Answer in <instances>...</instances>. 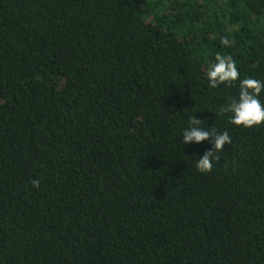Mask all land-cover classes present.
Masks as SVG:
<instances>
[{"label":"trees","instance_id":"trees-1","mask_svg":"<svg viewBox=\"0 0 264 264\" xmlns=\"http://www.w3.org/2000/svg\"><path fill=\"white\" fill-rule=\"evenodd\" d=\"M245 78L264 0H0V264H264V124L220 112ZM192 115L232 138L208 173Z\"/></svg>","mask_w":264,"mask_h":264},{"label":"clouds","instance_id":"clouds-1","mask_svg":"<svg viewBox=\"0 0 264 264\" xmlns=\"http://www.w3.org/2000/svg\"><path fill=\"white\" fill-rule=\"evenodd\" d=\"M223 45H229V40L222 38ZM206 76L211 88L221 84H231L239 79L240 73L236 61L231 56L217 53L215 63L208 66ZM264 83L254 78H245L240 81V93L238 100L233 99L220 109L221 114L231 113L230 123L236 126L251 128L264 124V104L258 99ZM189 126L182 133V142L186 145L191 142L197 144L209 140L211 137L212 149L207 150L197 161L196 168L200 173H208L213 169V161L218 160L217 153L224 149V145H230L232 138L227 131L218 132L215 128L204 130L200 127L202 121L192 115ZM34 187L39 188L40 181L32 180Z\"/></svg>","mask_w":264,"mask_h":264}]
</instances>
